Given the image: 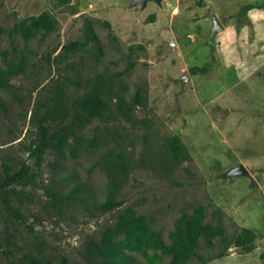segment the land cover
I'll return each instance as SVG.
<instances>
[{"label":"rangeland","instance_id":"obj_1","mask_svg":"<svg viewBox=\"0 0 264 264\" xmlns=\"http://www.w3.org/2000/svg\"><path fill=\"white\" fill-rule=\"evenodd\" d=\"M131 2L0 0V264H264V0Z\"/></svg>","mask_w":264,"mask_h":264},{"label":"trees","instance_id":"obj_2","mask_svg":"<svg viewBox=\"0 0 264 264\" xmlns=\"http://www.w3.org/2000/svg\"><path fill=\"white\" fill-rule=\"evenodd\" d=\"M39 19H42V17H40ZM31 22L34 24L36 21L34 19H32ZM46 24H47V27H46L47 30L52 28L50 21H46ZM24 65H26V63H23L22 61H20L17 64V66L8 65L7 66V72L5 73L6 75H0V85H3V78L5 76H15L16 73L18 74V73L23 72L24 71ZM138 98H139V93L135 92L134 95L132 96V100L136 102V100H138ZM86 100H87V102H86ZM82 103H86V108L93 115L94 114L99 115L100 112L102 110H104V106H105L104 103H103V100L98 95L91 96L88 99L86 97L85 99H83ZM39 135L41 136V139H45L43 127H40ZM23 176H24V171H23V169H20L16 173H14V174H12L10 176H6L4 182H5L6 185L16 184V183L21 181ZM113 206L114 205L112 203H109L107 205L108 208L113 207ZM189 226H190V224L188 222H185L183 228L188 230ZM210 230L211 229H210L209 226H202V227L198 226L196 233L198 232V234L202 233V235H205ZM97 252L100 253V254L101 253L105 254L107 252V250L105 249L104 245H98ZM121 258H122V256H120L118 254L117 255H113V256L108 258V260H110V261H107L108 262L107 264H112L114 261L123 262V259H121Z\"/></svg>","mask_w":264,"mask_h":264},{"label":"water","instance_id":"obj_3","mask_svg":"<svg viewBox=\"0 0 264 264\" xmlns=\"http://www.w3.org/2000/svg\"><path fill=\"white\" fill-rule=\"evenodd\" d=\"M147 1H152L155 2L156 4H159L160 0H132L131 2V6L136 5V4H140L141 7L145 6V3ZM209 18L212 22V26L209 30V35H208V39L209 41H212L213 39V35L215 34V32H217L218 30H220L222 27L217 19V17L215 15H209ZM225 178H230V177H246L248 178L250 181V185L252 187H256V183L254 180L250 179V175L249 172L247 171V169H245V167L243 165H238L230 170H228L226 173H224L223 175Z\"/></svg>","mask_w":264,"mask_h":264}]
</instances>
